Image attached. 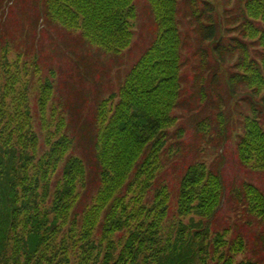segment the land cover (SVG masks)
Listing matches in <instances>:
<instances>
[{
  "label": "trees",
  "instance_id": "1",
  "mask_svg": "<svg viewBox=\"0 0 264 264\" xmlns=\"http://www.w3.org/2000/svg\"><path fill=\"white\" fill-rule=\"evenodd\" d=\"M148 2L156 36L124 85L100 106L93 185L91 170L74 155L64 118L56 126L47 120L54 84L40 85V137L29 74L3 59L0 264H257L237 260L247 250L244 239L231 241L229 229L212 230L225 198L220 172L204 163L185 171L177 224L168 220L173 193L160 177L167 132L178 123L175 112L182 104L187 46L182 26L188 15L210 50L199 52L202 70L206 59L215 60L231 95L248 99L250 113L243 115L241 133H233L239 163L264 172V0ZM232 2L239 5L237 15L228 14ZM45 6L49 21L107 53L133 45L136 0H45ZM231 20L235 25L227 24ZM235 53L238 59L228 65ZM200 93L207 98L203 89ZM235 197L248 215L264 220L259 187L244 185Z\"/></svg>",
  "mask_w": 264,
  "mask_h": 264
},
{
  "label": "rangeland",
  "instance_id": "2",
  "mask_svg": "<svg viewBox=\"0 0 264 264\" xmlns=\"http://www.w3.org/2000/svg\"><path fill=\"white\" fill-rule=\"evenodd\" d=\"M136 3L133 45L116 54L89 46L79 33L48 21L43 0H0V68L3 59H7L28 72L30 108L40 137L44 136L38 107L40 85L54 84L53 96L45 107L47 120L56 126L57 120L64 118L66 134L75 140L74 155L83 159L92 172L91 185L98 172L93 138L100 106L124 85L156 36L157 27L148 0H136ZM229 5L230 2L225 3L227 8ZM238 9V3L232 2L228 14L237 15ZM188 19L189 15L182 26L187 42L182 104L175 112L178 123L167 132L168 144L162 155L164 168L160 182L167 183L173 193L168 220L172 224L179 220L177 191L181 177L191 165L204 163L220 172L225 182V198L212 222L213 232L229 229L228 239H244L247 250L237 257L238 261L264 264V220L248 215L235 197L244 185L259 187L264 192V172L252 171L239 163L233 137L234 132L241 133L242 118L250 113V105L246 97L231 95L225 83L227 75L220 73L215 60L206 59L209 65L206 71L202 70L205 59L199 52L206 50L210 54V50L201 41L195 21ZM227 24L235 25L232 20ZM237 59L236 53L233 54L228 65ZM215 74L217 79L213 78ZM202 89L206 99L200 93ZM188 223L186 219L185 224Z\"/></svg>",
  "mask_w": 264,
  "mask_h": 264
}]
</instances>
